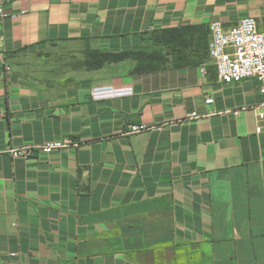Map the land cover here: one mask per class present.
<instances>
[{
  "label": "crops",
  "instance_id": "obj_1",
  "mask_svg": "<svg viewBox=\"0 0 264 264\" xmlns=\"http://www.w3.org/2000/svg\"><path fill=\"white\" fill-rule=\"evenodd\" d=\"M0 8L19 15L0 19V264H264L263 96L256 79L220 82L208 58L209 23L264 31V0ZM184 28L165 50L161 32ZM133 50L165 66L85 65ZM109 88L128 93L98 97ZM52 141L71 145L9 154Z\"/></svg>",
  "mask_w": 264,
  "mask_h": 264
},
{
  "label": "built area",
  "instance_id": "obj_2",
  "mask_svg": "<svg viewBox=\"0 0 264 264\" xmlns=\"http://www.w3.org/2000/svg\"><path fill=\"white\" fill-rule=\"evenodd\" d=\"M6 17L16 19L19 15L8 16L0 8V19ZM208 33V58L215 69L217 79L224 84L256 79L259 83V92L264 100V31L258 30L256 20L253 17H244L229 30H224L221 22L214 20L208 25ZM200 71L204 73V68ZM124 93L128 92L109 88L99 92L98 97H113ZM205 103L211 104L213 99L208 98ZM200 117L197 113L192 112L187 118L198 119ZM263 117V114H258L259 119H263ZM144 130V127L130 126L128 134ZM260 131V128L256 129V132ZM70 145L69 141H52L41 146L27 145L12 148L9 150V154L13 158L29 159L35 151L49 154Z\"/></svg>",
  "mask_w": 264,
  "mask_h": 264
},
{
  "label": "trees",
  "instance_id": "obj_3",
  "mask_svg": "<svg viewBox=\"0 0 264 264\" xmlns=\"http://www.w3.org/2000/svg\"><path fill=\"white\" fill-rule=\"evenodd\" d=\"M188 30L189 28L164 30L161 32L158 40L164 46L165 50H170L173 53L176 46L178 48L184 47L182 40L188 34ZM127 58L136 59L139 63L138 68L142 69H158L164 67L166 63L165 55L161 50L152 53L134 50L124 51L118 54H102L96 51H90L86 53L85 65L87 68L93 69L102 66L107 61L118 62Z\"/></svg>",
  "mask_w": 264,
  "mask_h": 264
},
{
  "label": "rangeland",
  "instance_id": "obj_4",
  "mask_svg": "<svg viewBox=\"0 0 264 264\" xmlns=\"http://www.w3.org/2000/svg\"><path fill=\"white\" fill-rule=\"evenodd\" d=\"M134 51V50H133ZM140 51H142V50H140ZM144 52V51H143Z\"/></svg>",
  "mask_w": 264,
  "mask_h": 264
}]
</instances>
